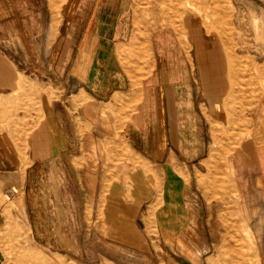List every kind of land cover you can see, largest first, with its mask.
Masks as SVG:
<instances>
[{
    "label": "crops",
    "instance_id": "obj_1",
    "mask_svg": "<svg viewBox=\"0 0 264 264\" xmlns=\"http://www.w3.org/2000/svg\"><path fill=\"white\" fill-rule=\"evenodd\" d=\"M198 33L136 27L131 0H0V104H15L19 80L5 50L29 52L25 66L43 52L34 65L63 83L49 94L48 79L34 118L25 106V155L0 133V168L23 171L27 231L48 254L68 258L82 235L113 263L120 253L157 255L194 226L195 192L203 197L199 183L213 162L211 121L223 115L236 62L223 45L196 41ZM229 162L264 264V144L243 143Z\"/></svg>",
    "mask_w": 264,
    "mask_h": 264
},
{
    "label": "rangeland",
    "instance_id": "obj_2",
    "mask_svg": "<svg viewBox=\"0 0 264 264\" xmlns=\"http://www.w3.org/2000/svg\"><path fill=\"white\" fill-rule=\"evenodd\" d=\"M131 11L134 26L139 28L151 30L168 24L193 26L199 32L196 41L200 39L198 42L213 46L221 44L225 53L236 60L234 77L223 100V115L211 121L213 162L205 174V186L199 183L203 197L195 192L201 209L194 212L195 219L191 221L194 226L189 225L188 232L186 229V234L177 236L175 242L173 238L162 242L158 256L150 252L120 253L114 255L113 263L111 258H98L96 253L103 255V246L91 240L83 241L82 235L80 242L69 243L73 249L68 253L73 255L68 258L50 255L39 243L30 240L27 231L20 204L23 171L12 173L0 168L1 215L5 209L2 217L5 222L0 229L3 264H260L258 235H253V242L245 236L247 227L238 206L248 223V204L239 184L233 181L229 161L245 142L264 144V0H131ZM3 54L17 64L14 69L19 80L14 89L15 104H0V133L16 144L19 155H25L24 136L29 132L23 131L28 117L23 113L25 106H31L34 118L40 91L46 90L45 83L49 79L48 92L54 94L62 79L49 74L48 67L34 65L45 60L43 52H32L35 55L32 67L24 65L29 52L5 50ZM26 80L30 83L23 89ZM8 123L12 129L3 130ZM116 138L120 139L115 134ZM240 183L245 185L244 180ZM236 190L238 200L232 196ZM80 214L82 220L83 212ZM152 225L145 229L148 235L152 234ZM33 253L36 257H29Z\"/></svg>",
    "mask_w": 264,
    "mask_h": 264
},
{
    "label": "bare ground",
    "instance_id": "obj_3",
    "mask_svg": "<svg viewBox=\"0 0 264 264\" xmlns=\"http://www.w3.org/2000/svg\"><path fill=\"white\" fill-rule=\"evenodd\" d=\"M241 214V213H240ZM243 232V231H242ZM245 233V232H244ZM245 236H247V238H248V240H251L252 242H253V240H252V235L250 234V232H249V230L246 228V235ZM247 240V239H246Z\"/></svg>",
    "mask_w": 264,
    "mask_h": 264
}]
</instances>
